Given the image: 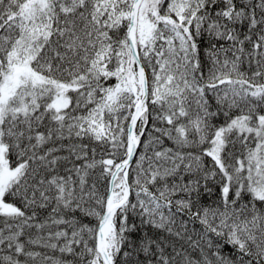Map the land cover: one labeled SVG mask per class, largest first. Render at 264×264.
<instances>
[{
	"label": "snow or ice",
	"instance_id": "obj_1",
	"mask_svg": "<svg viewBox=\"0 0 264 264\" xmlns=\"http://www.w3.org/2000/svg\"><path fill=\"white\" fill-rule=\"evenodd\" d=\"M0 264H264V0H0Z\"/></svg>",
	"mask_w": 264,
	"mask_h": 264
}]
</instances>
